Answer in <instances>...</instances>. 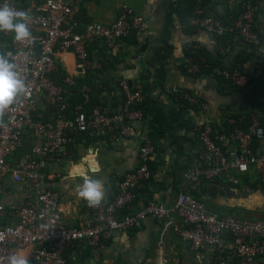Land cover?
Wrapping results in <instances>:
<instances>
[{"label": "built area", "instance_id": "built-area-1", "mask_svg": "<svg viewBox=\"0 0 264 264\" xmlns=\"http://www.w3.org/2000/svg\"><path fill=\"white\" fill-rule=\"evenodd\" d=\"M88 0H5L12 8L27 13L31 31L29 39L18 41L11 31L0 30V48L15 63L19 78L26 89L0 113V264L23 250L30 264H67V252L76 246L87 248L91 259L98 263L107 242L116 234L138 227L152 217L192 244L201 255L214 259L213 264H263L264 220H250L236 215H220L196 196L181 192L176 202L164 205L149 201L145 207L133 210L136 189L152 177L150 162L155 147L149 137L142 138L138 166L116 182L111 199L90 206V217L80 227L68 226L61 213V193L44 183V170L52 161L62 160L67 148L76 142V134L109 136L118 141L136 136L134 123L145 117V92L140 85L120 83L124 100L119 108L95 105L90 111L82 104L74 115H68L69 98L76 79L66 75L59 84L53 79L57 71L59 51H71L78 65L90 69L95 65L89 47L103 43L116 48L121 40L133 33L137 37L147 32V19L131 5L124 4L116 21L110 24L80 21ZM195 11L189 26L210 36L232 35L236 44L254 50L259 59L252 71L218 72L234 90L247 89L253 80H264V39L255 30L257 7L252 0L239 1L241 12L231 23L207 11L204 0H193ZM199 66L190 64L187 73L197 77ZM89 99L90 90H82ZM183 98L205 113L206 105L196 96L184 93ZM264 106V96L260 99ZM52 109L45 118L42 107ZM200 164L189 169L186 179L192 182L220 179L238 185L255 172L264 191V127L257 115L248 129L237 127L229 136L232 149L218 142L211 120L199 130ZM39 138L21 154L24 134ZM8 183L23 184L25 194L19 199L4 201Z\"/></svg>", "mask_w": 264, "mask_h": 264}, {"label": "crops", "instance_id": "crops-1", "mask_svg": "<svg viewBox=\"0 0 264 264\" xmlns=\"http://www.w3.org/2000/svg\"><path fill=\"white\" fill-rule=\"evenodd\" d=\"M29 1L19 0L22 4ZM239 1L204 0V4L207 11L214 15L231 17L239 8ZM124 4L131 5L147 19L149 28L146 33L136 40L132 36L125 38L116 48H109L103 43L92 45V61L99 65L98 68L80 67L71 51H59L56 56L67 75L76 79L73 90H90L95 99L112 108H119L124 100L120 87L122 81L132 87L140 85L145 92V117L134 123L136 136L122 137L118 141L107 135L78 136L76 142L67 148L63 159L50 162L44 170L45 185L61 193L60 208L65 223L70 227H80L90 217V206L76 194L79 178L65 179L67 165L78 160L86 150L95 149L100 170L91 175L105 184L103 200L111 199L116 182L138 166V151L143 137H149L155 147L151 158L152 177L136 189L138 198L133 210L145 207L151 200L172 205L185 191L207 203L220 215L264 220V191L257 182L255 172L249 178L245 177L249 181L243 182V178L239 185L224 179L199 182L186 179L187 171L200 164V126L211 120L215 135L225 149L230 150L234 145L226 127L228 117L236 114L246 118L255 110L251 93L224 89L216 78L220 76V70L209 78L193 77L187 73L191 62L188 50L198 46L216 55L217 39L187 27L185 0H88L80 20L83 25L95 21L113 23ZM255 5L256 25L264 34V0H255ZM241 47L235 44L233 49L224 51L228 56L223 59L234 64ZM2 53L4 50L0 48ZM243 66L245 70L252 71L255 64ZM184 93L198 97L206 105L205 113H200L197 106L184 99ZM40 110L45 118L51 117L52 109L42 107ZM38 141V137L25 133L18 154ZM25 192L23 184L8 183L3 199L8 204L19 200ZM66 258L67 264L214 263V259L201 255L174 231H165L163 222L152 217L138 227L116 234L107 242L98 263L91 259L87 248L80 246L69 249Z\"/></svg>", "mask_w": 264, "mask_h": 264}, {"label": "trees", "instance_id": "trees-1", "mask_svg": "<svg viewBox=\"0 0 264 264\" xmlns=\"http://www.w3.org/2000/svg\"><path fill=\"white\" fill-rule=\"evenodd\" d=\"M252 1L255 2V0H252ZM185 3L187 6L186 8L187 17L185 20L186 25L191 30L197 31L195 28L189 26V19L194 14L196 4L194 3L193 0H185ZM240 12H241V6L239 3V8L235 10V12H233L231 17H220L217 15L215 16L219 17L225 23H231L238 17ZM255 30L260 35V38L263 40L264 34L259 32L257 25H255ZM131 36L134 37L135 40L136 38H138L135 33H133ZM213 37L217 39V48H216L217 54L216 55H212L205 48L198 47V46L192 47L188 50V55L190 56V59H191L190 64H197L199 66V72L197 75L198 77H206V76H208V78L212 77L214 76V73L216 70H220L222 72L229 71V70H235V69L245 70L243 66L244 64H249L253 62L255 63L257 60L262 59L257 56L254 50L249 51L246 48L241 47V51L238 53L236 57V62L234 64H229L228 62H226L225 59H223L228 56L224 54L223 52L229 51L235 47L236 42L234 41V37L232 35H225L221 37L213 36ZM95 44H98V43H95ZM89 52L91 55L92 45L89 47ZM263 63H264V59H263ZM66 75L67 73L65 72V69L61 65H59L57 62V71L53 74L52 76L53 79L57 83L61 84ZM216 78H218L219 81L224 85V89L232 90L234 92L251 90L250 98H251V102L253 106L255 107L254 112L247 114L246 118L242 117L241 115L238 116L236 114L232 115L233 117H228L227 124H226V127L228 129V136H230L237 127H240L242 129H248L253 122L254 115H257L259 117L260 123L264 127V106L260 102V99L264 96V80H253L249 88L238 89L235 91L230 85H228L222 79L221 76H218ZM79 104H82L83 108L86 109L87 111H90L97 104L105 105L104 103H101L100 101H98V99H95V97L92 94H90L89 99L86 100V97L83 94L82 90L75 89L73 91V95L69 98V109L66 111L67 114L74 115L76 107ZM78 136L83 138L85 136L89 137L90 134L87 132L76 134V137ZM218 142L222 144L220 140H218ZM151 166L152 165L150 162V168L152 169ZM246 178H249V177H246ZM246 178L245 180H243V182L249 181Z\"/></svg>", "mask_w": 264, "mask_h": 264}, {"label": "clouds", "instance_id": "clouds-1", "mask_svg": "<svg viewBox=\"0 0 264 264\" xmlns=\"http://www.w3.org/2000/svg\"><path fill=\"white\" fill-rule=\"evenodd\" d=\"M26 17L25 11L14 9L5 0H0V30L11 31L13 38L18 41L29 39L31 36ZM25 89V82L19 78L15 63L7 53L0 54V113H3ZM99 170L100 162L95 149L86 150L78 160L70 162L66 167L65 179L79 178L76 194L89 206L99 204L106 194L104 182L91 175ZM8 264H30V260L23 250H18L8 257Z\"/></svg>", "mask_w": 264, "mask_h": 264}, {"label": "rangeland", "instance_id": "rangeland-1", "mask_svg": "<svg viewBox=\"0 0 264 264\" xmlns=\"http://www.w3.org/2000/svg\"><path fill=\"white\" fill-rule=\"evenodd\" d=\"M246 91H247L249 94L251 93V90H246ZM246 91H245V92H246Z\"/></svg>", "mask_w": 264, "mask_h": 264}]
</instances>
